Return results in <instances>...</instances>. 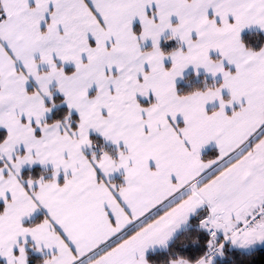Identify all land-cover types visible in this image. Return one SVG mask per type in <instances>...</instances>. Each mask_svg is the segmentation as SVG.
<instances>
[{"label": "snow or ice", "instance_id": "obj_1", "mask_svg": "<svg viewBox=\"0 0 264 264\" xmlns=\"http://www.w3.org/2000/svg\"><path fill=\"white\" fill-rule=\"evenodd\" d=\"M0 264H264V0H0Z\"/></svg>", "mask_w": 264, "mask_h": 264}]
</instances>
